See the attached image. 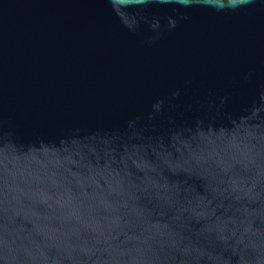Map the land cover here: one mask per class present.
Segmentation results:
<instances>
[{
    "label": "water",
    "instance_id": "95a60500",
    "mask_svg": "<svg viewBox=\"0 0 264 264\" xmlns=\"http://www.w3.org/2000/svg\"><path fill=\"white\" fill-rule=\"evenodd\" d=\"M0 264H264V0H0Z\"/></svg>",
    "mask_w": 264,
    "mask_h": 264
}]
</instances>
